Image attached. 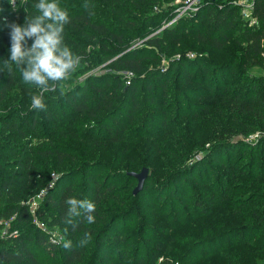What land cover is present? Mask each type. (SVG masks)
<instances>
[{
  "label": "trees",
  "instance_id": "16d2710c",
  "mask_svg": "<svg viewBox=\"0 0 264 264\" xmlns=\"http://www.w3.org/2000/svg\"><path fill=\"white\" fill-rule=\"evenodd\" d=\"M28 1L16 12L19 22L35 14L38 0ZM173 1L58 0L70 17L64 36L72 51L116 56L107 66L130 75H90L68 88L58 83L44 95V111L30 107L38 89L23 82L16 66L9 72L2 65L0 264H155L163 258L240 264L248 253L254 264L263 262L264 151L256 159L243 157V148L264 143L254 149L232 138L264 128V0L253 2L252 25L228 0H201L195 13L154 32L169 19ZM6 24L0 20V54L9 56ZM136 37H145L143 45L121 52ZM182 47L203 52L179 53L165 69L157 67V52L172 55ZM227 47L228 57L214 58ZM205 144V159L223 171L204 160L187 165ZM230 147L242 149L235 160ZM61 166L69 170L58 174L31 214L24 201L42 187L48 170ZM141 168L147 176L132 194L136 179L128 172ZM71 197L96 204L94 223L79 217L75 230L65 225ZM33 217L72 247L51 243ZM84 232L91 239L80 247ZM205 244L210 250L195 255Z\"/></svg>",
  "mask_w": 264,
  "mask_h": 264
},
{
  "label": "clouds",
  "instance_id": "9594fccd",
  "mask_svg": "<svg viewBox=\"0 0 264 264\" xmlns=\"http://www.w3.org/2000/svg\"><path fill=\"white\" fill-rule=\"evenodd\" d=\"M27 0H21V6ZM13 6L14 0H13ZM88 7L87 4L84 5ZM35 14L26 15L23 24L12 22L5 26L10 28L9 56L4 60V66L12 72L13 65L19 69L24 83L33 85L39 92L31 95V109L46 110L44 93L56 88L58 82L64 81L74 73L82 57L72 51L65 43V26L69 23L68 11L62 8L58 0H38L34 5ZM27 39H31L30 46ZM67 214L65 225L73 230L78 227L76 218L82 217L88 224L95 222L93 213L96 204L90 199L71 197L66 200ZM67 228H65V234ZM91 239L88 232H84L78 246H85ZM65 249L72 247V241L60 237Z\"/></svg>",
  "mask_w": 264,
  "mask_h": 264
},
{
  "label": "rangeland",
  "instance_id": "374dc122",
  "mask_svg": "<svg viewBox=\"0 0 264 264\" xmlns=\"http://www.w3.org/2000/svg\"><path fill=\"white\" fill-rule=\"evenodd\" d=\"M200 1L201 0H174L171 3V5H173V6L171 7L170 14L167 17L169 19L167 21H161L159 28L154 32H157L158 30L164 28L165 26H168L169 24L175 22L176 19H178L179 17H182V16L188 17V16L192 15L193 13H195L198 10V8L200 7ZM228 2L232 3V0H228ZM14 5H15V7L13 6V0H0V20L6 22L8 24H11L12 22H15L17 24H23V22L17 21L16 12L20 8L26 9L27 6H29V1L27 0V3L24 4L23 6H21V0H14ZM8 32H10V28H8ZM154 32H152V33H154ZM152 33H149L147 36L151 35ZM8 36H9V33H8ZM144 38L145 37H143V38L136 37L134 39H130L128 41L127 47L121 52H125L131 48L141 47L143 45L142 40ZM90 50L87 48L86 52H88V53H86L85 55H80L82 57V59H81V62L79 64L77 70L74 73H72L68 79L61 81V82H58L59 86L61 88H68L71 85L75 84L77 81L79 82V81L83 80L85 77L90 76V75H102L103 73H112V74H116V75H121L122 78L124 76L130 75V73L126 74V72L124 70L118 69L115 66H111L110 68L107 66V64H109V62L114 60L116 58V56L113 58L112 57H110V58L101 57V58H97V59L91 58L92 56L88 57V55L90 54L89 53ZM184 50H185V48L182 47L179 51L175 52V54H172V55H169V53L157 52L159 55V57L157 59V61L159 60V62H157V67L160 66V67H163V69H165L169 58L178 57L179 53L184 52V55L187 58H193L196 53L200 54L201 52H203V49H201V48H199L195 52L190 51V50L189 51H186V50L184 51ZM231 51H232V48L227 47L225 50L222 51V53L217 54L216 57H214V58L224 59V58L228 57L229 54H231ZM211 57H213V56H211ZM7 58H8V56H4V55L0 54V78L4 75V67L2 65L4 64V60ZM149 64L150 63L148 61L145 63L146 66H148ZM14 67H15V65H13V68ZM247 72L251 73L253 75H256L257 73H259L257 68H249V70ZM38 92H39V89H38ZM49 93H50L49 91H48V93L45 92L44 95H47ZM5 110H4L3 106L0 107V114L4 113ZM232 141L233 142H239L240 141L243 144L252 145L255 149L258 143H264V128L260 129V130H252L251 132H247L245 134L239 133L232 138ZM203 147L204 148L202 150L194 151L192 153V157L187 162V165H189V164L191 165V163H194V161H196V160L197 161L204 160L203 162L205 163V165L209 164L210 167L214 171H223V169H221L217 164H212L210 162V160L205 159V154L209 151L208 149H209L210 145L205 144ZM241 150L242 149H239V148L234 150L233 147H230V149L228 150V154L232 153V159L235 160L236 157L241 153ZM263 151H264V147L261 145L255 150H249L248 148H243V152L245 153V154H243V157H247L251 153H253L255 155V158L258 159V158L262 157ZM225 153H226L225 150H223V154L221 155L222 160L226 159ZM65 170H69V169L65 168V166H61L58 169L48 170L47 176H46V178H44V182H43L42 187L37 189L34 193H32V195H30L26 199V201H24V204L27 205L29 210L31 208L35 209L38 207V205L40 203V199L42 198V195L52 186V183H53L52 181L58 176V174L61 171H65ZM69 179L72 180L73 178L70 176ZM77 179L78 178L75 177V183L78 186ZM234 183H240V185H247L246 180L239 179V178H236L234 180ZM237 196H238L237 194L231 195L232 199L236 198ZM0 201H1V196H0ZM232 205L234 208L238 205V203L233 202ZM33 219L36 220V218H34V217H33ZM232 219H233L234 224L238 223L236 214L232 215ZM3 223H5V225H4L5 227H8V225H9L8 220L3 221ZM46 229L53 230L52 228H49V227H46ZM178 229H185V228L179 227ZM261 231L263 232V230H261ZM231 233H232L233 238H235V239H239L241 236L239 231H233ZM245 235L248 236V232ZM202 250L209 251L210 246L205 244L202 247L196 249L195 255L200 256V252ZM169 253L171 254L174 252L169 251ZM253 256H254V253L246 254L244 256V258L242 259V261L240 262V264H254L252 261ZM43 257H45L44 254H39V256H38V258H40V259H42ZM261 257L264 259V255H261ZM166 262L167 261L164 260V258H163V261H161V262L156 261L155 264H166ZM200 262L201 261H197L194 264H199ZM167 264H168V262H167ZM261 264H264V260Z\"/></svg>",
  "mask_w": 264,
  "mask_h": 264
},
{
  "label": "built area",
  "instance_id": "2783aa9c",
  "mask_svg": "<svg viewBox=\"0 0 264 264\" xmlns=\"http://www.w3.org/2000/svg\"><path fill=\"white\" fill-rule=\"evenodd\" d=\"M253 2L254 0H232V5L238 8L241 18L245 20L249 25H252L255 23V18L252 17L251 15ZM33 210L34 209L32 208L29 210L31 214H33L34 212ZM33 222L39 229L47 233L48 239L51 243H53L54 245H58L61 242L60 240L61 235L56 229H53V230L46 229L45 225L42 222L37 221L35 219H33ZM2 233H5V231H3ZM9 235L15 236L16 231L15 230L11 231ZM173 264H176V263H173Z\"/></svg>",
  "mask_w": 264,
  "mask_h": 264
},
{
  "label": "water",
  "instance_id": "95a60500",
  "mask_svg": "<svg viewBox=\"0 0 264 264\" xmlns=\"http://www.w3.org/2000/svg\"><path fill=\"white\" fill-rule=\"evenodd\" d=\"M129 175L133 176L136 179V184L134 188L132 189V194H136L141 190V187L143 185V182L147 176V169L141 168L139 172H128Z\"/></svg>",
  "mask_w": 264,
  "mask_h": 264
}]
</instances>
